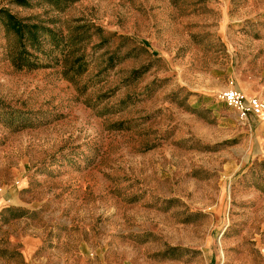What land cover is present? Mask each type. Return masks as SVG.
<instances>
[{
    "label": "rangeland",
    "instance_id": "rangeland-1",
    "mask_svg": "<svg viewBox=\"0 0 264 264\" xmlns=\"http://www.w3.org/2000/svg\"><path fill=\"white\" fill-rule=\"evenodd\" d=\"M25 1L0 0L28 26L0 16V264H264V112L220 98L264 105V0Z\"/></svg>",
    "mask_w": 264,
    "mask_h": 264
},
{
    "label": "built area",
    "instance_id": "built-area-1",
    "mask_svg": "<svg viewBox=\"0 0 264 264\" xmlns=\"http://www.w3.org/2000/svg\"><path fill=\"white\" fill-rule=\"evenodd\" d=\"M220 98L237 112L240 121L249 122L252 115H262L264 105L257 98H248L244 93L232 88L223 91Z\"/></svg>",
    "mask_w": 264,
    "mask_h": 264
},
{
    "label": "trees",
    "instance_id": "trees-1",
    "mask_svg": "<svg viewBox=\"0 0 264 264\" xmlns=\"http://www.w3.org/2000/svg\"><path fill=\"white\" fill-rule=\"evenodd\" d=\"M66 1H68V0H66ZM70 1H75V0H70ZM22 2H24V3H22ZM25 2H26L25 0H19L20 5L26 4ZM0 16L4 20V24H5L7 31L14 32L20 38H22L24 33L27 32L26 30L28 29V26L22 21V19H19L17 16L10 13L9 10L1 9L0 10ZM21 54H22V49L20 50L19 56H21ZM19 64L20 63L18 61V66H20Z\"/></svg>",
    "mask_w": 264,
    "mask_h": 264
}]
</instances>
